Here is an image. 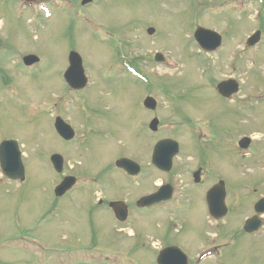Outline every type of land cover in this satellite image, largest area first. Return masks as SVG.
Masks as SVG:
<instances>
[{"label":"rangeland","instance_id":"374dc122","mask_svg":"<svg viewBox=\"0 0 264 264\" xmlns=\"http://www.w3.org/2000/svg\"><path fill=\"white\" fill-rule=\"evenodd\" d=\"M160 1L96 0V3L90 6L86 12L91 20L89 21L90 24L99 25L102 28L97 30L98 28H93L92 25L82 22L81 18L74 17L75 20H72L70 10L55 7L51 8L49 18L39 17L37 24L29 25L26 21L27 17H24L28 13L23 12L20 16L15 17L16 0H0V46H6L3 53L7 62L3 63L4 61L0 57V68L7 71V76L5 75L4 78L0 79V84L4 83L6 87L11 89L9 97L0 96V141L10 137L17 138L23 147L25 146V151L31 150L28 156L32 163L30 167L25 165L26 180L21 184L0 177V252L11 255L9 258L2 257L9 262L4 263V261L0 264H48L40 262L39 255L32 250L30 252L20 250L21 247L18 244L23 235L40 241L48 250L58 245H87L90 247L98 246L104 251H112L114 249L120 250V248L125 250L132 245L131 241L120 235L114 239L107 238L108 232L106 231H99L96 241L90 242L92 239L90 238L92 230H88L90 224L79 220V217L88 211L73 204L76 199L85 200L91 192L88 188L72 191L57 201L53 199V171L47 163V156L52 150V145L60 146L64 143V148H67L64 150L66 154L61 152L65 156H69L67 154H69L68 149L71 147V143H62V140L56 136L49 110L46 111L43 108L33 110L31 105L33 103L38 105L37 101L40 98L43 99L42 106L49 105L50 108L59 105L56 98L62 96L66 90L62 72L66 68L70 44H75L83 58L84 68L91 76V87L86 92L89 93V98L94 103L93 108L100 110L102 114H106V118L101 122L105 123L104 125L89 123L90 117L86 112L74 115L72 123L78 132V136L72 150L80 151L76 153L77 157L70 156V160L81 166L79 169L81 176L91 178L96 174L91 161L101 158L102 164L97 168L104 171L106 162H109L116 154L130 153L136 158L146 156V159L148 150H145V145L148 149L152 147L150 138L139 128L136 122L137 119L145 116L143 111L136 113L139 116L135 114V110H138L136 101L137 98H140L143 89L139 88L137 91L126 94V82L115 79L114 68L109 67V65L118 63V56L113 48L114 44L112 40H103L104 30L111 33V37L132 34L135 23H139L144 16L156 17L154 24L158 27V46L166 49L170 54L176 55L178 63L175 70L165 74L166 77L162 79L160 84L161 91L156 88L162 100V103L157 107L159 115L162 120L180 119L182 125L186 122L192 125L184 126L188 129L186 135L190 141V146L186 147L189 151L195 152L200 161L204 160L205 152L208 159L203 162L211 165V168L208 169L210 175L213 177L226 172L223 169L229 158L226 149L231 147L234 129L235 132L241 130L255 131L258 135L255 142L258 146L264 145V97L246 107L245 112L240 110L238 105L221 98L216 90L215 59L213 56L209 57L200 53L187 36L188 43L181 29L182 27L189 30V16L197 15L198 11L176 13L170 17L171 25H165L164 15L160 12ZM176 1L183 4L186 0ZM205 1L187 0L186 5L198 6ZM210 1L216 6L212 3H207L204 6L211 7L214 13L217 8V12L215 15L205 13L201 17V24L215 26L218 29L224 23L229 24V32L237 37L230 39V35L222 33L228 41V48L232 50L238 48L240 51H244L241 36L243 34L249 35L255 28H260L258 27L259 22L264 25V0H261L262 5L259 4L260 0L247 1L246 7L251 13L253 9V14L240 16L238 13H234L237 11L231 9L229 11L223 5L227 1L234 2V0ZM258 12V21H253L252 17ZM243 17L245 20L237 19H243ZM226 18L228 20L231 18V22H225ZM145 25L136 31V34L144 40H146ZM171 27H174V36H170L172 34ZM148 48L149 46L144 44V49ZM226 49L227 45L224 46V52ZM24 51L35 52L41 56V64L30 69L32 71L27 75L22 69L15 68L18 55ZM103 52L108 54L107 64L102 61L101 54ZM260 54L264 55V45L261 46ZM226 58L227 55L224 53L221 59L222 69L226 68ZM201 61H204L205 66L209 69L207 74H203L204 66H201ZM2 70H0V76ZM14 70H19L22 74L18 77ZM12 74L15 75V79ZM12 81H18V85ZM255 83V93L264 95V67L260 77H256ZM191 108L193 115L187 113L191 112ZM200 116L204 118L203 121L210 124L206 125L210 134L205 144H202L204 140L200 139L196 133L197 130L203 128V123L199 121ZM243 119L249 121L241 123ZM101 128L102 133H100ZM177 132L182 134L181 131ZM182 132L184 133V130ZM30 136L40 139L42 145L30 146L28 141ZM180 141L182 143V140ZM256 149L258 148L256 147ZM187 152L185 149L181 150L175 159V163L191 162ZM31 155H33L32 159ZM28 156L25 163L28 161ZM216 159H218L217 166H214ZM241 161L245 166L253 165L250 159L244 160L233 156V162H235L233 168ZM149 171L152 172L153 170L150 169ZM114 175H105L102 179L105 183L110 180L120 188L122 183L114 179ZM234 176L239 179L238 184L253 182L259 177L264 182V171L240 172L236 169ZM100 182L102 183V180ZM226 182L228 190L231 189L232 180L229 178L226 179ZM203 194L204 188L198 185L190 186L188 190H185V195L182 197L186 204L189 203L190 208L188 210L184 204L178 203L174 206L168 205L164 209L148 210L154 211L151 213H139L141 214L139 216L147 221L145 224L147 231L145 232L148 234L145 237L150 241L160 240L164 232L167 234L166 239L169 243L178 244L186 254L191 255L196 246L207 240V235L210 232L217 231L222 235L227 232L231 234V229L228 227H215L208 222L204 212ZM54 205H57L59 209L65 207L63 211H60V215L55 216L56 214L54 215L52 211H49L51 207H55ZM86 206L89 208L87 204ZM247 207H249L248 203L241 204V208ZM166 211H175V221L180 228L172 229L173 226L172 222L168 220L169 217L165 218L164 216ZM246 212L245 215L249 213V211ZM94 214L101 218L109 217L104 216L106 211H97ZM240 214L241 212L238 211V215ZM61 215H63L64 222L61 221ZM229 216H231L228 218L231 223L230 227L235 224L236 220L237 223L241 222V218L234 217V215ZM156 217L165 218L162 228H156ZM170 218L172 219V217ZM237 243L233 252L223 257L219 264H264V240H261L260 237L244 235L242 239L237 240ZM226 251L227 249L224 250V252ZM134 252L136 255L133 258L123 260L120 264H154V257L150 250L146 252L141 247V250L138 248ZM73 264L100 263L76 260ZM203 264H209V260Z\"/></svg>","mask_w":264,"mask_h":264},{"label":"water","instance_id":"95a60500","mask_svg":"<svg viewBox=\"0 0 264 264\" xmlns=\"http://www.w3.org/2000/svg\"><path fill=\"white\" fill-rule=\"evenodd\" d=\"M20 172H21V171L19 170V174H20ZM7 175H11V174H7Z\"/></svg>","mask_w":264,"mask_h":264}]
</instances>
